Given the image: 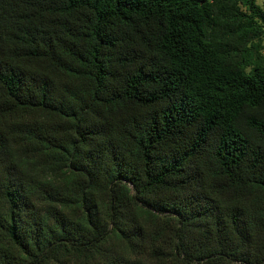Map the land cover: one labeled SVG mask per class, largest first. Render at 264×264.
<instances>
[{
    "label": "trees",
    "instance_id": "obj_1",
    "mask_svg": "<svg viewBox=\"0 0 264 264\" xmlns=\"http://www.w3.org/2000/svg\"><path fill=\"white\" fill-rule=\"evenodd\" d=\"M264 0H0V264H264Z\"/></svg>",
    "mask_w": 264,
    "mask_h": 264
},
{
    "label": "rangeland",
    "instance_id": "obj_2",
    "mask_svg": "<svg viewBox=\"0 0 264 264\" xmlns=\"http://www.w3.org/2000/svg\"><path fill=\"white\" fill-rule=\"evenodd\" d=\"M257 2H260L261 0H256ZM262 43L264 45V38L262 39Z\"/></svg>",
    "mask_w": 264,
    "mask_h": 264
}]
</instances>
